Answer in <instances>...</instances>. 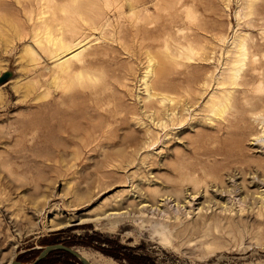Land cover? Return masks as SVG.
Returning a JSON list of instances; mask_svg holds the SVG:
<instances>
[{
	"label": "rangeland",
	"instance_id": "obj_1",
	"mask_svg": "<svg viewBox=\"0 0 264 264\" xmlns=\"http://www.w3.org/2000/svg\"><path fill=\"white\" fill-rule=\"evenodd\" d=\"M238 42L264 57V0H0V264L52 245L110 264H264L263 117L242 97L216 115ZM130 182L150 200L216 184L231 211L81 221ZM38 264L80 263L53 250Z\"/></svg>",
	"mask_w": 264,
	"mask_h": 264
},
{
	"label": "bare ground",
	"instance_id": "obj_2",
	"mask_svg": "<svg viewBox=\"0 0 264 264\" xmlns=\"http://www.w3.org/2000/svg\"><path fill=\"white\" fill-rule=\"evenodd\" d=\"M235 46L236 49H234V55L230 61V64L227 65L224 78L218 83V86H226V92L224 93L222 100H219L218 102V114L216 115L221 117L228 110V107H232V104L237 101L238 97H242L244 104L246 105H255L256 108H258L259 115H262L263 117L258 121V123L261 124V129L259 133H256L252 139V144L257 151V149L264 148V57L246 52L242 42H238L235 44ZM74 51V49L68 51L65 55L71 54ZM253 179H256L257 185L259 184L261 187L264 186V177L259 178L257 175H253ZM131 180L132 179L130 178L129 181ZM229 182H231L232 187L236 190L235 194L238 196V202L239 200L240 202H243L244 195L241 193L240 184L236 183L234 177H230ZM139 184V182L129 183V194H132L131 196L128 195V198L125 196L124 198L115 200L109 205L107 204V208L102 210L100 213H96L94 216L87 215L86 218L79 216V219L82 218V222H92L97 228H99L101 224L106 221V225L109 226L107 230L111 231L116 226L121 224L134 225L135 223H138V225L141 227L140 224L145 221L149 215L150 218H152L154 211L160 213L161 209L167 207L170 203H174V205L177 207L178 204L182 203L180 208H194L196 206L194 210H197L198 212L212 208H219L220 212L231 211V209L227 207L226 202L223 201V187L216 184L210 186V193L207 191L196 192L191 189L187 190L186 194L181 198V200L174 198L173 195L164 193L159 194L155 200H150L149 198L154 194V192H151L150 195L146 191H140ZM225 188L228 189L229 187ZM227 193H229V190H227ZM250 195L251 193H248L247 197ZM257 199L258 202H261V204L259 206H255V211L252 213H257L258 216H263V193H259ZM70 219H66L64 222L61 220L56 223L52 221L48 227H56V229H58L63 226H70ZM74 251L78 255L80 254L79 256L87 263L93 262L94 264H110V261L104 259L103 257L94 258L91 254H85L79 251L78 253L76 250ZM11 260L12 259L10 258L6 264L12 262Z\"/></svg>",
	"mask_w": 264,
	"mask_h": 264
},
{
	"label": "water",
	"instance_id": "obj_3",
	"mask_svg": "<svg viewBox=\"0 0 264 264\" xmlns=\"http://www.w3.org/2000/svg\"><path fill=\"white\" fill-rule=\"evenodd\" d=\"M7 79V74H4L0 77V83L4 82ZM53 250H60L67 254H69L71 257H73L78 263L80 264H89L85 260H83L73 249L72 247H66L62 245H52V246H46L44 247L41 252L37 255V257L33 260V262L29 264H38L41 260H43L47 254H49ZM9 264H22L17 261H12Z\"/></svg>",
	"mask_w": 264,
	"mask_h": 264
},
{
	"label": "trees",
	"instance_id": "obj_4",
	"mask_svg": "<svg viewBox=\"0 0 264 264\" xmlns=\"http://www.w3.org/2000/svg\"><path fill=\"white\" fill-rule=\"evenodd\" d=\"M63 252V251H62ZM65 253V252H64ZM71 257V256H70Z\"/></svg>",
	"mask_w": 264,
	"mask_h": 264
}]
</instances>
